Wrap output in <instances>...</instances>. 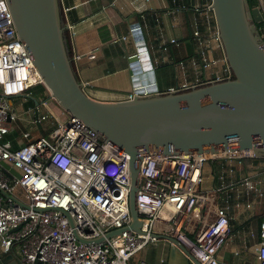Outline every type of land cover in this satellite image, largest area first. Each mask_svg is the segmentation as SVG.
Wrapping results in <instances>:
<instances>
[{
    "label": "built area",
    "instance_id": "built-area-1",
    "mask_svg": "<svg viewBox=\"0 0 264 264\" xmlns=\"http://www.w3.org/2000/svg\"><path fill=\"white\" fill-rule=\"evenodd\" d=\"M251 2L250 6L258 9L256 28L264 41V0ZM202 12L192 33L201 44V54L205 49L202 66L207 68L216 59L207 58L206 48L211 40L220 39L211 0L204 3ZM67 27L73 33V25L67 22ZM139 28L138 24L129 27L138 41L137 50L130 54L136 60L146 53L139 42ZM79 57V52L71 54L72 61ZM191 62L196 65L195 59ZM229 75V69L224 75L205 74L202 79L183 81L165 90L158 89L154 79L141 80L133 82L121 98L182 90ZM88 83L82 81V86ZM35 84H41L43 95L48 96L42 76L17 35L7 1L0 0V260L3 252L12 250L21 264H153L137 253L159 239L177 245L175 239L196 259L190 264H236L218 258L231 235L229 205L225 201L210 206L200 183L208 159H231L251 152H166L155 145L140 147L142 159L135 190L139 227L134 229L128 227L134 220L128 201L129 154L103 139L75 114L63 108L59 112L43 109L47 97L18 111L17 104L27 101ZM10 96L15 113L10 110ZM14 96L22 98L14 101ZM29 111L32 116L27 118ZM16 121H29L34 128L37 121L48 122L44 132L36 136L28 127L22 129V141L14 145L7 134ZM234 140L231 136L229 143ZM243 184L247 191L255 190L263 197L255 264H264V191L248 178ZM255 201L242 203L252 207ZM117 228V232L105 235ZM100 235L105 236L90 240Z\"/></svg>",
    "mask_w": 264,
    "mask_h": 264
},
{
    "label": "water",
    "instance_id": "water-1",
    "mask_svg": "<svg viewBox=\"0 0 264 264\" xmlns=\"http://www.w3.org/2000/svg\"><path fill=\"white\" fill-rule=\"evenodd\" d=\"M6 1L17 35L42 76L48 96L129 154L128 201L134 220L128 227H139L135 190L142 159L140 147L155 145L166 152L230 149L264 155V41L256 28L258 9L251 7L249 0H211L229 76L182 90L113 100L90 96L78 80L63 32L60 0ZM141 60L142 68H151L148 53H142ZM131 67L133 82L153 79L152 69L141 71L138 60H131ZM38 102L34 98V103ZM8 103L15 113L11 96ZM37 125L40 127L41 122ZM231 136L233 143H229ZM105 235L90 240L99 241ZM172 240L196 261L183 245Z\"/></svg>",
    "mask_w": 264,
    "mask_h": 264
},
{
    "label": "crops",
    "instance_id": "crops-1",
    "mask_svg": "<svg viewBox=\"0 0 264 264\" xmlns=\"http://www.w3.org/2000/svg\"><path fill=\"white\" fill-rule=\"evenodd\" d=\"M206 1L210 0H60L69 53H80L79 59L73 61L75 73L79 81L89 82L83 89L96 99L113 100L120 99L130 88L133 83L130 54L137 50L138 43L129 30L134 24L140 27V39H143L151 68H142L141 57L138 63L145 73L152 69L158 89L165 90L183 81L193 82L205 74H226L229 68L220 41L211 40L206 48L207 58L216 60L204 68L205 49L201 54V44L192 33L195 20L204 14ZM67 22L73 25V33ZM170 37L175 41H169ZM192 59L196 60V65ZM139 76L142 79V74ZM21 98L13 97L14 101ZM24 103L25 107L33 105ZM26 115L30 118L32 113L29 111ZM29 124V121L21 122L20 128L14 122L7 136L17 145L22 141L19 134L24 128L28 127L33 136L44 132V122L40 127L36 123L35 128ZM226 158L208 159L203 167V173L214 179L213 187L202 191L206 193V202L212 207L225 201L229 205L231 235L219 250L218 258L221 262L255 264L263 197L255 190L247 191L243 180L250 179L264 191V155ZM220 173H224L222 178ZM246 200L257 201L252 207H246L242 203ZM236 201L240 204L236 205ZM9 253L15 262L11 258L3 261L2 257L1 264H21L17 253L12 250ZM138 253L153 264H190L188 254L166 239L153 241Z\"/></svg>",
    "mask_w": 264,
    "mask_h": 264
},
{
    "label": "rangeland",
    "instance_id": "rangeland-1",
    "mask_svg": "<svg viewBox=\"0 0 264 264\" xmlns=\"http://www.w3.org/2000/svg\"><path fill=\"white\" fill-rule=\"evenodd\" d=\"M44 96V95H43ZM44 97H47V103H46V106H44L43 109H51V110H56L58 111L59 110V105L58 103L52 99L51 97H48V96H44ZM26 105V103H21V104H17V109L18 111H21L23 109V107ZM48 121H44V124H46ZM16 124H19L20 125V128H21V123L16 121L15 122ZM19 130V128H17ZM13 139V138H12ZM213 177L209 174H206V173H203V178H202V181L200 183V190L203 191V190H208L210 188L213 187ZM145 249L146 247L142 250V256L145 255ZM148 250V248H147ZM10 251H5L2 253V257H3V261H5V259H13V263L15 262V259L10 255L9 253ZM139 253H137L138 255ZM1 264V263H0Z\"/></svg>",
    "mask_w": 264,
    "mask_h": 264
},
{
    "label": "trees",
    "instance_id": "trees-1",
    "mask_svg": "<svg viewBox=\"0 0 264 264\" xmlns=\"http://www.w3.org/2000/svg\"><path fill=\"white\" fill-rule=\"evenodd\" d=\"M66 42H67V48L69 50V46H68V41L66 38ZM43 86L41 84H35L31 87L32 89V93L31 95L28 97L27 99V103L29 104H34V98L38 99L39 97H41V95L43 96ZM61 108H59V110L57 112L60 111ZM9 136V135H8ZM15 145V144H14Z\"/></svg>",
    "mask_w": 264,
    "mask_h": 264
},
{
    "label": "flooded vegetation",
    "instance_id": "flooded-vegetation-1",
    "mask_svg": "<svg viewBox=\"0 0 264 264\" xmlns=\"http://www.w3.org/2000/svg\"><path fill=\"white\" fill-rule=\"evenodd\" d=\"M249 4H252L251 0H249Z\"/></svg>",
    "mask_w": 264,
    "mask_h": 264
}]
</instances>
